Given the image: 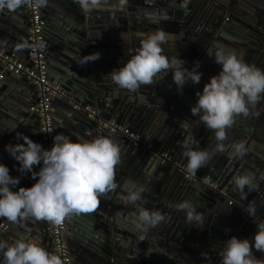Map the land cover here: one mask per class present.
<instances>
[{"label": "water", "instance_id": "95a60500", "mask_svg": "<svg viewBox=\"0 0 264 264\" xmlns=\"http://www.w3.org/2000/svg\"><path fill=\"white\" fill-rule=\"evenodd\" d=\"M180 2L106 0L100 8L85 12L74 0H47L42 7L44 14L52 17L51 20L47 17L46 34L53 37L55 44L77 38L80 47V53L75 52V55L69 54V50H59L57 45L49 48L51 56L57 55L72 63L73 74L79 79V87L74 91L63 86L68 100L64 102V117L54 113L56 135H70L73 141L78 137L91 140L103 136L120 148V161L114 175L116 187L98 197L99 204L93 211L82 213L80 227L76 226L73 215L68 217L74 264H208L213 254L221 252L224 241L232 236L251 240L256 232L254 221L244 219L243 208L264 187V98L250 108L247 117L235 118L226 130L223 152L215 150L214 133L198 116H192L190 109L196 103V93L221 70L220 65L208 56L209 52L223 47L246 63L264 69V0H190L186 13L180 9ZM24 10L21 5L15 11L20 14ZM148 13L152 14L151 18ZM158 29L169 34L168 42L162 46L163 54L178 56L184 61L183 67L189 70L202 60V67L197 69L202 74L200 82L192 84L189 81L178 91L168 73L154 78L152 85H142L135 92L118 88L108 74L135 53L140 45L138 33ZM94 53H99L100 58L83 64L82 57ZM24 60L28 61V57ZM10 79L16 83L29 82L7 74L6 80ZM30 85L37 97L35 87ZM80 91L85 93L84 97ZM12 93L0 91V163L9 167L12 177L20 178L14 189L17 190L19 187L30 188L36 181L31 173L17 170L18 162L10 157L4 146L22 143L16 139L17 133L42 143L39 119L30 111L37 102L3 106L5 98ZM85 101L96 106L103 119L116 120L130 127L140 141L152 142L155 151L168 152L176 162L184 165L187 160L182 155L181 143L186 137H193V150H206L210 154L209 161L197 172L210 176L219 190L188 181L176 167L163 165L144 145H135L126 136L98 132L97 124L72 106ZM53 107L57 111L58 107ZM241 141L245 142L247 154L235 158L231 155V145ZM38 170L39 165L34 166L33 171ZM247 172L255 174V187L251 192L245 189L248 195L242 199L231 181L234 175ZM141 187L145 191L137 205L159 210L165 217L147 232L138 231L132 224L136 205L125 204L122 199L128 191ZM183 201L195 206L203 217L202 224L186 221L185 213L176 207ZM262 203L264 205V198L260 207ZM121 209L131 216L128 220L118 216ZM4 220L7 221L0 218V224ZM7 222L10 230L0 233V239L12 243L21 234H26L42 243L46 221L29 218L21 224L20 221ZM15 228L20 229L21 234ZM253 252L258 260L264 261V253Z\"/></svg>", "mask_w": 264, "mask_h": 264}, {"label": "clouds", "instance_id": "9594fccd", "mask_svg": "<svg viewBox=\"0 0 264 264\" xmlns=\"http://www.w3.org/2000/svg\"><path fill=\"white\" fill-rule=\"evenodd\" d=\"M47 0H0V11L16 10L21 5L31 3L33 8H40ZM106 0H74L85 11L98 9ZM190 0H181L180 9L187 12ZM148 18L152 14L148 13ZM140 45L134 54L108 77L120 89L135 92L142 85H152L154 78L171 73L173 83L181 91L189 83L198 84L201 73L199 61L189 70L183 67L184 61L178 56H166L163 45L168 42L169 34L163 30L150 33H138ZM208 56L220 65L217 75L210 77L202 91L196 93V103L191 107L192 116H198L204 126L214 133L217 141L215 150L225 151L223 141L226 130L230 128L237 116L247 117L250 108L264 98V69L246 63L236 53L223 47L217 48ZM83 64L100 58L99 53L82 57ZM81 64V65H83ZM18 141L4 146L5 151L18 162L20 173H31L36 181L30 188L16 186L19 177H12L10 169L0 163V218L15 224L29 218L46 221L54 225L62 224L73 214L88 213L99 204L98 197L113 190L115 166L120 161V148L111 139L98 136L91 140L77 138L59 133L53 137L50 149H44L22 133L16 134ZM193 137H186L181 147L186 158L188 173L195 174L210 159L206 150H193ZM231 155L242 158L247 154L245 142L231 145ZM39 165L38 171H33ZM254 173L236 174L232 184L242 199L255 187ZM245 189L248 192H245ZM143 187L128 191L122 197L125 204L136 205L132 224L140 232H147L156 227L165 217L159 210H150L138 206L143 199ZM186 215L188 223H203V217L189 201L176 205ZM249 217H254V202L246 206ZM256 232L249 239L230 237L223 242L220 252L221 264H264L254 255L253 250L264 253V220L257 222ZM0 264H63L59 255L45 250L39 240L21 234L12 243L0 239Z\"/></svg>", "mask_w": 264, "mask_h": 264}, {"label": "built area", "instance_id": "2783aa9c", "mask_svg": "<svg viewBox=\"0 0 264 264\" xmlns=\"http://www.w3.org/2000/svg\"><path fill=\"white\" fill-rule=\"evenodd\" d=\"M24 8L29 19V34H28V61H23L15 56H9L0 50V84L6 80V75L16 79H26L34 87L37 92V103L31 107L30 111L39 119L40 137L42 147L50 149L53 143V137L56 135V123L54 120V103L57 101L68 100L66 90L57 82H55L49 71L48 62V44H47V21L44 17L42 7L33 8L31 3L25 4ZM202 67V60L199 61ZM76 111L84 112L90 121L97 124V130L100 133L108 132L112 135L121 134L135 142V145H144L146 150L151 151L156 157H159L163 165L171 164L182 173L188 181L201 183L209 188L218 191L219 187L210 176L188 173L184 164L174 160L168 152L159 153L155 151V146L150 141H140V137L128 126H123L116 120H105L100 115L98 110L79 104H72ZM142 143V144H141ZM262 198H264V187L259 190L256 197L251 201L254 202L256 214L254 217H249L246 207H244V219L255 220L260 222L264 220L259 214V207ZM233 202H230L232 205ZM69 219L60 225L50 223V237L52 241L53 254L59 255L63 264H74V257L71 253L69 245ZM10 230V226L6 223L0 224V233H6ZM208 264H221L220 253L213 254Z\"/></svg>", "mask_w": 264, "mask_h": 264}, {"label": "crops", "instance_id": "0c3cea01", "mask_svg": "<svg viewBox=\"0 0 264 264\" xmlns=\"http://www.w3.org/2000/svg\"><path fill=\"white\" fill-rule=\"evenodd\" d=\"M53 9V4L51 5ZM50 15L52 14L51 11H47ZM46 15V16H45ZM44 17L47 20V17L49 20H51V16H48V14H44ZM0 19H2V22L0 20V50L6 53L9 56H15L17 58H20L23 61L24 58L28 57L29 53V45H28V34H29V19L26 11H22L20 14L18 12L16 13L15 10L9 11L7 9H4L3 11H0ZM52 31V30H51ZM54 33V32H53ZM231 36V35H229ZM233 39H235L233 36H231ZM76 39L74 38L73 40L75 41L73 43L72 39H65L64 43H61V41L57 44H55L53 37L50 34H47V46H48V62H49V69H50V76L51 78L60 84L62 87H66L70 91H74L78 89V77L76 74L74 75L73 72L75 71L71 68L70 62L67 60H64L61 57H58L57 55L55 57L51 56L52 54L49 52V48L51 46L57 45V48L59 50H64L67 52L69 50V54L75 55V52L80 53V47L76 43ZM237 39V38H236ZM78 41V40H77ZM230 42V41H227ZM75 44V45H73ZM78 47V48H76ZM0 67V71H1ZM18 80H24V79H18ZM75 80V81H74ZM7 91L10 90V92H13L10 96H7L5 98L4 103H2L3 106H7V103H11L13 105L18 106L19 103H28L37 102V97L35 95L34 89L30 85V83H16V81H11L6 80V82H3L0 84V91ZM81 94H83V97L85 96V93L83 91H80ZM15 95H19L20 98L16 97ZM87 97V95H86ZM84 99V98H82ZM4 100V99H3ZM76 104L82 105V106H89L92 107L96 110L97 107L93 106L88 101L85 102H77ZM58 107L57 111L53 110V112L57 113V115L61 118L65 116L64 114V108L65 104L64 101H57L54 103V106ZM32 114V113H31ZM16 135V134H15ZM122 210V209H121ZM260 216L261 213H264V205L262 203L260 207ZM264 215V214H262ZM82 213L80 214H73L75 224L76 226L80 227L81 221L82 220ZM120 218H123L124 220H128V217L130 218L131 216L126 212V214L121 211H119ZM5 221V220H4ZM70 221V220H69ZM23 221H20L19 223L21 224ZM6 224H9L7 221L3 222ZM18 233L21 234V230L18 228H15ZM70 229V228H69ZM69 237H71V234H69ZM41 246L45 248L48 252H53L52 250V241L50 237V222H47V226L44 228V233H43V240L41 243Z\"/></svg>", "mask_w": 264, "mask_h": 264}, {"label": "flooded vegetation", "instance_id": "af4514ba", "mask_svg": "<svg viewBox=\"0 0 264 264\" xmlns=\"http://www.w3.org/2000/svg\"><path fill=\"white\" fill-rule=\"evenodd\" d=\"M262 32H263V34H264V30H263ZM68 219H69V218H68ZM68 225H70V224H69V221H68Z\"/></svg>", "mask_w": 264, "mask_h": 264}]
</instances>
